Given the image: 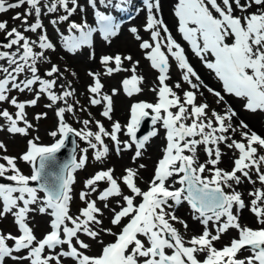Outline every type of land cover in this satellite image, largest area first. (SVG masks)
<instances>
[{"label": "snow or ice", "instance_id": "obj_1", "mask_svg": "<svg viewBox=\"0 0 264 264\" xmlns=\"http://www.w3.org/2000/svg\"><path fill=\"white\" fill-rule=\"evenodd\" d=\"M123 3L0 0V13L27 5L23 13L12 17L20 21L19 26L8 29L7 21H0L6 41L0 43V104L14 108V112L0 109V131L27 137L36 126L27 119L26 108L35 107L42 97L57 120L55 129L48 133L53 143H39L36 136L27 140L19 157L0 154V220L11 216L17 229L15 235L0 230V264L6 259L13 264H264V136L242 120L225 99V94L232 96L240 101L243 111L264 114V0H175L172 6L177 33L221 90L205 83L192 66L185 47L162 19L160 0H143L146 19L142 28L149 39H144L136 26L129 32L139 42L150 68L158 73L155 86L149 89L154 102H134L126 124L113 121V97L121 91L129 98L141 94L145 78L137 74L140 61L133 60L131 54L102 55L99 63L104 76L128 74L109 94L103 91L101 73H88L92 81L86 86L89 104L102 106L100 115L111 122L110 131L99 120L94 122L97 130L92 131L89 119L76 129L66 122V115H74V105L79 104L78 100L68 102L75 90L69 83L67 88L60 85L59 94L54 91L62 77L60 68L51 65L44 74L48 78L38 74L45 52L56 47L41 17L62 13L49 23L54 27L66 24L67 35L56 28L63 48L73 55L85 47L93 49L90 58L94 60V33L111 44L121 24L110 10L120 9ZM77 13L81 14L79 22L71 19ZM30 17H34L32 23ZM28 32L37 38L26 36ZM173 62L179 80L170 85L167 81ZM13 90L34 95L20 101L10 95ZM205 92L213 98L211 103ZM60 102L64 106L54 108ZM47 115L36 113L33 119L39 121ZM145 119H150L151 128L138 139ZM161 129L165 143L152 176L142 188L138 184L143 180L140 171L147 165L137 161L143 158L146 143ZM121 134L127 139L121 140ZM69 136L78 137L87 147H74L70 158L60 163L57 154ZM104 138L111 140L117 156L134 148L130 161L136 166L124 168L119 177L112 167L100 168L84 179L77 194L82 206L73 214L76 173L86 167L90 149L97 162L109 156ZM0 150L7 152L2 141ZM229 152L230 167L221 168ZM18 160L29 166L30 174L21 171ZM242 185L250 186L247 202L244 192L238 190ZM185 204L191 220L201 226L187 239L175 226L189 230V223L176 215ZM245 209L256 227L241 224ZM35 215L49 217V230L41 237L30 226ZM230 232L235 235L217 247ZM105 236L111 239L105 241ZM242 252L248 255L240 258Z\"/></svg>", "mask_w": 264, "mask_h": 264}, {"label": "rangeland", "instance_id": "obj_2", "mask_svg": "<svg viewBox=\"0 0 264 264\" xmlns=\"http://www.w3.org/2000/svg\"><path fill=\"white\" fill-rule=\"evenodd\" d=\"M8 2H13V0H8ZM27 5L22 6L17 9H12L9 10L5 13H0V21H7L8 24V29H11L14 26H19L20 21H13L12 17L17 13H23L25 11V8ZM62 14V13H54V14H48V15H42V23L44 25V28L46 29L47 35L49 36L50 40L54 43L53 38L55 39L56 37V45L54 43L55 51H46L45 52V60L41 61L38 63V68H39V75H41L42 78H48L44 74L46 71L51 67V65L55 64L60 68V72L62 73V77H60L57 80V86L54 89V91L57 92V94L60 93L61 88L60 85H64L65 88L68 87L69 83L71 84V88L75 90V95L73 98H69V103H73L74 100H78L79 104H75V114H67L66 115V122L69 123L72 127L76 129H80L83 127L82 121L84 119H89L92 121L89 124V128L92 131H96V126H95V121L99 120L103 123L105 128L110 131V121L107 119L103 118L100 115V112L102 111V106H91L89 104L88 98H87V93H86V86L90 84L91 78L88 76V74L85 71L86 65L85 62L82 59H73V57L69 58L66 54L63 55L61 52L58 50V40L59 36L56 31V28H59L60 32L66 31V24H59L55 26L54 28L52 25L49 23L50 19H54L57 15ZM92 20V17H89ZM71 19L79 20L81 19V14L77 13L74 15ZM34 20V17L29 18V23H32ZM48 24H50L51 29H48ZM22 30V29H21ZM39 31V30H38ZM26 36L30 37L31 39H36L37 34L28 32L25 33ZM53 37V38H52ZM60 40V39H59ZM6 42L5 41V34L4 32H0V43ZM3 50V49H0ZM39 50V49H35ZM2 63V62H0ZM67 69V71H65ZM72 73H75V75H72ZM82 73L86 75V77L82 76ZM24 78L23 76L21 79ZM38 87V86H37ZM10 95L16 96L18 100L23 101V100H28L33 98L34 93L33 92H27L25 91L24 93H20L16 90H13ZM49 103L46 99V97H42L37 105L35 107H28L26 108V113H27V119L33 122V124L36 126L33 130H30L29 135L27 137H22L20 135H15L12 136L8 134L6 131H0V141H2L6 147H7V152L3 153L2 150H0V154H6L9 156H15L19 157L25 150H26V143L28 139L34 138L36 136L39 137V143L42 144H51L54 142V139L48 135V133L51 130H54L57 124L56 117L54 115L53 109L46 108L45 105ZM64 106L63 102L58 103V105L54 106ZM81 108L86 109V111H81ZM100 108V110H99ZM0 109H8L10 112H14V108L8 104V103H2L0 104ZM40 112H47V118L46 119H41L39 121H35L33 119L34 115L36 113ZM90 114V115H89ZM127 119H128V114H127ZM128 120L123 121V125L127 123ZM260 135H262V132L260 131ZM263 136V135H262ZM121 140L127 139L123 134L120 135ZM77 146L78 148H83L87 147V144L77 137ZM128 152V151H127ZM123 152V156L121 160L115 159L113 155H115V152L113 150H110L109 156L102 162H97L95 159H93V150H89L87 153L88 156V162L87 165L84 169L79 170L76 173V183L74 185V190H73V201L71 204V211L73 214L77 213V209L82 206V202L78 198V193L83 187V180L91 176L96 170L100 168H117L114 172V174H120L122 173V169H124V158L126 157V153ZM77 157L80 155L79 151L77 150L76 153ZM114 158H112V157ZM117 165H112L111 161H115ZM3 162V161H0ZM143 163V161L141 162ZM18 167L21 169V171L24 174H30V169L29 166H27L24 162L22 161H17ZM151 164V163H150ZM153 167L151 166L147 169H143L140 171V176L148 174L149 172H153ZM148 177H144L142 182H144ZM148 180V179H147ZM146 180V181H147ZM104 186V185H103ZM101 185V187H103ZM181 211L176 212V215H179ZM108 213L105 212V217H107ZM183 218L189 223V230L187 232L184 231V229L181 230V233L184 234L185 238L187 239L190 235L195 233L193 229L191 228V218L189 216V213H185ZM48 220L49 217L44 216V215H35L34 219L31 220L30 226L33 227L35 235L37 237H41L44 233H46L48 229ZM179 227L182 228L179 224H176ZM105 226H108V221L105 218ZM0 230H2L4 233H9L11 232L12 234H17V229L13 224V218L11 216H8L6 219L0 220ZM115 230V229H114ZM105 241H108L111 239V237H104ZM217 247H221L220 245L216 244ZM96 250V246L93 245V252ZM91 254V253H90ZM245 254V253H242ZM5 264H13L11 260L6 259Z\"/></svg>", "mask_w": 264, "mask_h": 264}, {"label": "bare ground", "instance_id": "obj_3", "mask_svg": "<svg viewBox=\"0 0 264 264\" xmlns=\"http://www.w3.org/2000/svg\"><path fill=\"white\" fill-rule=\"evenodd\" d=\"M81 4H83L84 0H79ZM175 0H160V5L162 9V19L164 22L167 24L168 28L172 32V35L174 38L182 44L183 47H185L188 59L192 66L195 68V70L198 72V74L201 76V78L207 83L209 86L213 87L216 90H221V85L215 80L214 76L203 67L202 63L198 58H196L191 50L189 49L187 43L182 40V37L177 33L176 31V20L173 16L172 13V6L174 4ZM133 4L130 0H124L123 6L125 7H130ZM101 11H104L103 7L100 8ZM111 11V10H110ZM91 12V10H89ZM89 16H92L89 14ZM137 16L134 15L133 17ZM146 19V11L143 10L137 17L133 18L129 22H124L121 26L120 33L117 37L113 38L111 41V44L108 45L107 43H104L101 41L100 37L94 33L95 37V48H94V54H95V59H91L90 55L93 51V49L90 48H83L79 52H77L75 55L68 53L64 48H63V42L62 40L59 41V46L58 50L61 52L63 55H67L69 58L73 57V59H82L85 62L86 68L85 71L88 74L90 71L91 72H100L101 73V81L104 84V89L103 91L105 93L110 94V90L112 88H118L119 87V81L122 79L123 76L128 75L127 73H120V74H114L111 77H107L103 75V68L99 63V58L102 55L105 54H111L115 55L117 53L120 54H131L133 57V60H139L140 64L137 70L138 75H142L145 78V82L141 85V87L144 89V91L141 94L134 95L132 97H127L126 95L123 94L121 91L120 94L116 95L113 97V102H114V111L112 112V119L113 121H119L123 125V121L127 120V114L129 112L130 105L134 102L137 101H150L154 102V94L149 90L150 87L155 86V78L158 75L154 70L150 68V65L147 60L143 58V53L138 47V41L134 39L133 34L129 32V28L132 26H136L137 28L140 29V35L144 39H149V34L145 33L143 31L142 25L144 24ZM89 22H91V19L88 18ZM52 25V24H51ZM54 28V26L52 25ZM48 29H51L50 24H48ZM64 34L67 35V31H64ZM53 38V37H52ZM53 41L56 45V37L55 39L53 38ZM129 65L127 62H125V67H128ZM171 79L167 81L170 85H173L177 80H179V72L175 67V64L173 62L172 68H171ZM83 77H86L84 73H82ZM184 87H187L186 85ZM179 91V90H178ZM205 95L208 96V100L211 103L212 102V97L205 92ZM225 99L232 105V107L239 113V116L242 120H244L246 123L249 124V126L257 131V133L261 134L260 131L262 132V135L264 136V114L262 113H248L245 112L241 109L240 101L235 99L232 96L226 95L225 94ZM213 107H217L215 104H212ZM100 110V108H99ZM219 110V109H218ZM157 127H159L157 125ZM52 131V130H51ZM164 132L161 129L159 131V134L156 137H153L151 141L146 145V150L144 151L143 158L139 159L137 161V164H140L143 160L147 158V160H150L151 156L156 155V153H161L160 149L162 147V144L165 143L164 139ZM238 138V137H237ZM223 148V146H221ZM133 150H129L126 153V157L124 158V168L126 167H135L136 165H133L130 161V157L133 155ZM225 151H227L225 149ZM146 153V156H145ZM58 155V154H57ZM231 153L229 152L228 155H225L223 157V163L220 164L221 168H229V156ZM123 156V153L121 156H117L116 154L113 155L115 159L121 160ZM60 157V156H59ZM112 157V156H111ZM112 157V158H113ZM201 161L204 159V155L201 152ZM114 159V158H113ZM112 165H117L116 160L111 161ZM115 170L117 168H114ZM124 169L121 171L123 172ZM140 184H142V181H138ZM145 187V184H143ZM238 190L244 192V199L247 202L248 201V196H247V191L250 190V186L248 185H242ZM179 210H181V213L179 217L184 216L185 213L188 212L187 205H182L180 206ZM241 224H246L250 227H256L257 225L254 223V218L250 215V213L245 209L242 212ZM180 231L183 229L179 227L178 225H175ZM195 233H198L201 230V226L198 223H195L191 220V228ZM235 235L234 232H230L228 235L224 236V238L217 243L218 245L222 246L224 243L228 242L229 236ZM245 253V254H242ZM240 254V258H243L244 256L248 255L247 252H242Z\"/></svg>", "mask_w": 264, "mask_h": 264}, {"label": "water", "instance_id": "obj_4", "mask_svg": "<svg viewBox=\"0 0 264 264\" xmlns=\"http://www.w3.org/2000/svg\"><path fill=\"white\" fill-rule=\"evenodd\" d=\"M73 142H75L74 136H69V138L66 140L65 147L61 149V151L57 155L58 162L63 163L70 158V155L73 153V148L76 147Z\"/></svg>", "mask_w": 264, "mask_h": 264}]
</instances>
